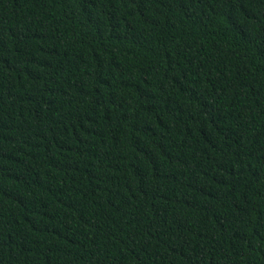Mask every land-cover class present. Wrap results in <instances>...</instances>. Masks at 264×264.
Wrapping results in <instances>:
<instances>
[{"label": "trees", "instance_id": "1", "mask_svg": "<svg viewBox=\"0 0 264 264\" xmlns=\"http://www.w3.org/2000/svg\"><path fill=\"white\" fill-rule=\"evenodd\" d=\"M0 264H264V0H0Z\"/></svg>", "mask_w": 264, "mask_h": 264}]
</instances>
